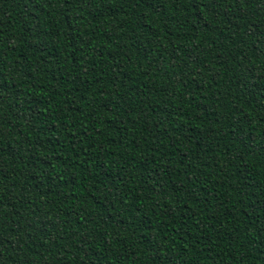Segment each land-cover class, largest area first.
Instances as JSON below:
<instances>
[{
	"label": "trees",
	"instance_id": "1",
	"mask_svg": "<svg viewBox=\"0 0 264 264\" xmlns=\"http://www.w3.org/2000/svg\"><path fill=\"white\" fill-rule=\"evenodd\" d=\"M0 264H264V0H0Z\"/></svg>",
	"mask_w": 264,
	"mask_h": 264
}]
</instances>
